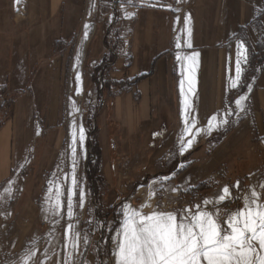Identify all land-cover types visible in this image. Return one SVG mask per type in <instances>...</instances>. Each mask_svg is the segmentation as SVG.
<instances>
[{
  "label": "crops",
  "instance_id": "0c3cea01",
  "mask_svg": "<svg viewBox=\"0 0 264 264\" xmlns=\"http://www.w3.org/2000/svg\"><path fill=\"white\" fill-rule=\"evenodd\" d=\"M119 1L116 57L108 69L116 89L110 107L102 110L98 120L97 154L104 181L120 176V163L135 167L162 160L173 167H165L161 176L187 187L211 176H264V58L248 67L251 53L264 39V0ZM91 3L24 0L18 11L16 0H0V87L5 97H11L10 116L0 127V184H5L0 203L13 198L14 188H23L21 176L27 175L29 153L40 145L41 133L60 132L56 126L62 118L64 83L76 73L77 47L70 52L69 43L83 14L81 40L85 22L92 28L89 6L81 12L84 4ZM186 17L191 47L186 46ZM63 41L67 44H60ZM241 41L247 62H241L239 85L232 88L230 77L235 76ZM104 52L102 42L92 47L91 69L99 67ZM178 52L182 56L199 53L194 93L189 95L196 127L205 128L212 115L222 118L232 110L227 125L197 138L182 155L181 80L186 81L182 72L187 62L177 61ZM184 87L187 90L186 82ZM240 96H246L243 112L235 104ZM149 132L154 134L152 144L146 145ZM49 143L44 140L42 150L58 148ZM45 154L37 161L41 171L51 162Z\"/></svg>",
  "mask_w": 264,
  "mask_h": 264
},
{
  "label": "rangeland",
  "instance_id": "374dc122",
  "mask_svg": "<svg viewBox=\"0 0 264 264\" xmlns=\"http://www.w3.org/2000/svg\"><path fill=\"white\" fill-rule=\"evenodd\" d=\"M23 2L16 4L18 11L22 10ZM93 2L92 0L91 4H84L81 9L84 13L86 6L90 8H88V17L93 22L90 20L92 28L88 37L83 38L85 41L80 37L82 35L80 26L85 18L83 14L78 31L70 43L68 42L72 45L70 52L75 51L77 47L74 62L76 73H71L70 82L68 79V82L64 83L62 118L60 125L56 126L60 132H53L47 136L41 133L40 145L35 146L38 143L35 144L32 152L29 153L31 162L26 167L27 175L21 176L25 178L23 188H14L13 198L5 199L0 203V264H22L24 256L32 249L36 250V255L30 264H41V262L65 264L68 260L67 252L73 251L70 246L67 250L64 247L65 231L69 223L73 225V233L79 232L81 238L78 251L73 252L74 264H115L114 237L123 220L126 205L144 214L153 211L176 212L178 217L184 209L195 212V206L200 205L202 210L213 213L219 209V219L223 222L227 214L244 206L243 196L249 195L252 188L261 194V201H264V188L259 187L264 184V176H211L206 180L214 184L210 186L212 189L210 193L202 197L196 192L183 196L180 190L187 186H183L181 181L171 179L169 176H161L165 174L166 167L163 160L154 164L139 163L135 167L120 163L117 166L120 176H113L112 179L109 176L108 181H104L97 154L98 120L102 110H108L110 107L111 96L116 89L108 79V69L116 57V23L119 20L120 1L112 0L97 4ZM101 42L105 47V57L99 62L98 68L91 69L90 50ZM60 44L65 45L67 41ZM77 73L81 77L80 82L76 80ZM103 84L106 87H102ZM77 87L81 89L79 94L76 91ZM69 102L72 106L71 115H69ZM73 102L79 109L78 112L72 110ZM10 104L11 97H5L0 87V127L10 116ZM73 120L77 128L74 172L71 152ZM81 125L85 130V140L82 145L78 139V129ZM153 135L150 132L147 134L146 145L152 144ZM44 140L47 144L49 142L58 144V148L52 151L42 150ZM43 153H46L45 159L51 162L49 165H44L45 168L41 171L37 161ZM69 176L72 181L74 176L76 181L75 185L71 181V187L67 182ZM237 182L239 187H236ZM225 186L229 187L231 195L225 201L215 203ZM4 187L5 184H0V189ZM57 188L63 208L59 214L53 215L47 209L49 201L54 204L57 199ZM81 192H83L82 207ZM69 193H72L73 202L71 221L67 216ZM147 194H150L149 200L146 198ZM205 200L213 203L205 205ZM85 236L88 240L87 244L84 243Z\"/></svg>",
  "mask_w": 264,
  "mask_h": 264
},
{
  "label": "snow or ice",
  "instance_id": "6c2138e0",
  "mask_svg": "<svg viewBox=\"0 0 264 264\" xmlns=\"http://www.w3.org/2000/svg\"><path fill=\"white\" fill-rule=\"evenodd\" d=\"M19 2V0H17ZM132 0H129L131 3ZM128 16L134 13H127ZM190 18H185V26L188 34L187 47H191ZM89 26L86 24L85 29ZM87 31H85V38ZM177 37L176 47L181 44ZM247 49L243 42H238L237 58L235 65V76L230 77V87L236 88L242 75V61L247 62ZM199 53L193 52L190 55L182 56L177 53V61H186V81L181 80L182 96V117L183 128L179 137V152L182 155L191 147L196 135L200 133L210 134L213 130L219 129L228 124V116L232 110L228 109L222 118L212 115L205 128L196 127V120L191 116V103L189 95L194 93L195 70L198 65ZM77 82H80L79 73L76 75ZM185 82L187 90H185ZM250 90V86H249ZM77 94L80 87H77ZM246 96H240L235 104L240 112L244 111L243 102ZM74 112L79 109L75 107ZM187 138V139H186ZM78 139L81 145L85 140V130L81 125L78 129ZM77 128L75 120L72 125V163L73 172L76 163ZM183 167V165H181ZM168 179V178H165ZM73 185L75 177L73 176ZM11 183V181L9 182ZM236 187H239L237 182ZM264 188V184L259 185ZM176 189H173L175 191ZM52 191V189H50ZM231 195L229 187L223 188L222 194L218 195L215 203L223 202ZM260 193L252 188L249 195L243 196L244 206L232 213L227 214L226 220L220 221L219 209L215 213L202 210L196 205L195 212L191 209H184L179 217L176 212L153 211L144 214L142 211L131 209L125 206L123 220L116 230V245L113 251L115 264H264V201H261ZM81 207L83 206V192L80 193ZM213 201L205 200L208 205ZM63 208L57 188V199L54 204L49 201L48 211L53 215L59 214ZM67 216L69 221L73 218L72 193H69L67 201ZM65 249L69 246L73 251H68V260L65 264H74L73 252L78 251L80 244L79 232L73 233V225L68 224L65 231ZM87 244V237H84ZM47 252V250H45ZM36 250H29L22 260V264H30L35 257ZM43 264V262H41Z\"/></svg>",
  "mask_w": 264,
  "mask_h": 264
},
{
  "label": "trees",
  "instance_id": "16d2710c",
  "mask_svg": "<svg viewBox=\"0 0 264 264\" xmlns=\"http://www.w3.org/2000/svg\"><path fill=\"white\" fill-rule=\"evenodd\" d=\"M264 58V39L261 40V42H259L257 44V52H254L253 54L251 53L250 57H249V65L248 67H252L255 64H259L261 63V61ZM105 82V81H104ZM106 87V85L103 84L102 87ZM212 186H214L213 183H211L210 181H201L199 183H197L194 186H190L187 187L183 190H180V193L185 196V195H191L192 193L194 194V192H196L199 196H203L207 193H210L212 189H210ZM113 207V206H112ZM113 208L110 209V211H112Z\"/></svg>",
  "mask_w": 264,
  "mask_h": 264
},
{
  "label": "bare ground",
  "instance_id": "6f19581e",
  "mask_svg": "<svg viewBox=\"0 0 264 264\" xmlns=\"http://www.w3.org/2000/svg\"><path fill=\"white\" fill-rule=\"evenodd\" d=\"M24 0H19V2H17V0H16V4L18 3V4H21L22 2H23ZM88 25L89 26V24H88V22H85V24H84V28H85V25ZM85 31H87V35L89 34V32H90V27H88L87 28V30L85 29ZM71 107L72 106H70V102H69V115H71ZM203 129V128H202ZM205 134H207V133H200L199 135H196V138H195V140L193 141V143L196 141V139L197 138H199V137H201V136H203V135H205ZM192 143V144H193ZM71 181H72V178H71V176H69L68 178H67V182H68V185L71 187ZM141 192V191H140ZM146 198H147V200H149L150 199V194H147L146 195Z\"/></svg>",
  "mask_w": 264,
  "mask_h": 264
}]
</instances>
